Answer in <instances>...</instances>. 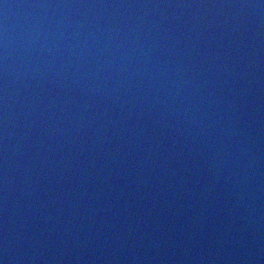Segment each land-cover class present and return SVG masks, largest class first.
<instances>
[{
	"label": "water",
	"instance_id": "95a60500",
	"mask_svg": "<svg viewBox=\"0 0 264 264\" xmlns=\"http://www.w3.org/2000/svg\"><path fill=\"white\" fill-rule=\"evenodd\" d=\"M3 264H264V0H0Z\"/></svg>",
	"mask_w": 264,
	"mask_h": 264
},
{
	"label": "clouds",
	"instance_id": "9594fccd",
	"mask_svg": "<svg viewBox=\"0 0 264 264\" xmlns=\"http://www.w3.org/2000/svg\"><path fill=\"white\" fill-rule=\"evenodd\" d=\"M0 264H3V261H0Z\"/></svg>",
	"mask_w": 264,
	"mask_h": 264
}]
</instances>
